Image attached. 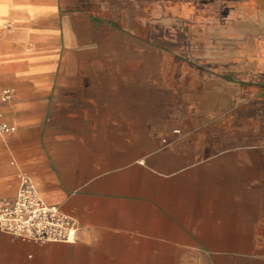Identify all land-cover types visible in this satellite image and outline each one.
Instances as JSON below:
<instances>
[{"label": "crops", "instance_id": "crops-1", "mask_svg": "<svg viewBox=\"0 0 264 264\" xmlns=\"http://www.w3.org/2000/svg\"><path fill=\"white\" fill-rule=\"evenodd\" d=\"M3 89L0 197L78 230L0 264H264V0H0Z\"/></svg>", "mask_w": 264, "mask_h": 264}, {"label": "built area", "instance_id": "built-area-1", "mask_svg": "<svg viewBox=\"0 0 264 264\" xmlns=\"http://www.w3.org/2000/svg\"><path fill=\"white\" fill-rule=\"evenodd\" d=\"M11 97V89L0 91V136L15 130L13 125L4 120L1 110L2 104ZM17 178L14 196L0 197V231L38 244L74 243L78 230L76 221L61 213L57 207L47 205L29 175L19 173Z\"/></svg>", "mask_w": 264, "mask_h": 264}]
</instances>
